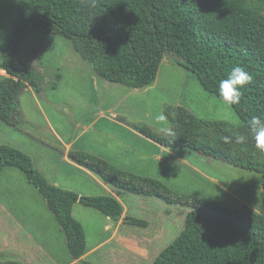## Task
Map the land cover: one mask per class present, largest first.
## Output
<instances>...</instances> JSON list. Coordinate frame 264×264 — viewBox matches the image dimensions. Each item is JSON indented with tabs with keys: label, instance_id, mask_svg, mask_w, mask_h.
<instances>
[{
	"label": "rangeland",
	"instance_id": "obj_1",
	"mask_svg": "<svg viewBox=\"0 0 264 264\" xmlns=\"http://www.w3.org/2000/svg\"><path fill=\"white\" fill-rule=\"evenodd\" d=\"M85 1L92 5L97 0ZM19 5L20 0H0V62ZM20 56L42 76L43 85L39 92L30 86L24 88L19 96V122L0 121V144L29 154L49 183L81 196L113 191L129 215L148 221L147 227H140L125 218L117 236L83 264H152L178 237L191 208L119 188L110 187L112 191H108L96 174L69 162L76 151L157 178L166 184L174 199L192 202L207 198L258 221L251 211L260 213L262 205L263 177L259 172L187 147L166 148L140 132L146 128L164 136L160 129L170 127L179 135L176 117L177 108L182 106L203 120L226 121L229 134L248 137L242 144L233 141L228 151L264 162V151L243 130L233 107L207 92L196 74L164 57L151 86L130 88L98 76L94 63L83 57L70 39L40 30L24 39ZM5 74L0 68V78ZM58 74L61 78L57 81ZM159 113L167 116L166 122L155 121ZM193 135L210 143L223 137L214 127L204 124L194 126ZM73 216L85 229L88 249L104 242L114 228L115 221L80 203L74 205ZM49 241L55 246V264H68L65 233L45 197L29 183L24 172L6 167L0 178V264H44L41 259L46 257ZM40 242H46L44 251L40 250Z\"/></svg>",
	"mask_w": 264,
	"mask_h": 264
},
{
	"label": "trees",
	"instance_id": "obj_2",
	"mask_svg": "<svg viewBox=\"0 0 264 264\" xmlns=\"http://www.w3.org/2000/svg\"><path fill=\"white\" fill-rule=\"evenodd\" d=\"M34 30L70 39L80 54L94 63L98 76L130 88L151 86L164 57L196 74L201 86L219 97V82L234 66L252 76L242 89L241 101L231 105L248 132L247 122L264 113V0H20L18 16L0 68V121L18 123L19 96L30 86L42 89V76L20 56L24 39ZM61 75H57V81ZM221 99V98H220ZM180 129L176 140L140 132L166 148L187 147L215 160L259 172L263 177L258 221L207 198L192 202L174 199L161 180L119 168L83 151L70 156L109 185L132 193L154 196L169 204L187 205L184 228L152 264H264V162L239 157L222 136L206 142L193 135V127L207 125L229 135L226 121H206L188 109L177 108ZM6 167H16L46 199L49 210L66 236L74 260L89 251L81 222L73 216L76 203L92 207L115 222L124 213L113 194L81 196L47 181L26 152L0 144V178ZM165 191V194L161 193ZM128 217V223L147 227L148 221ZM89 264V263H86Z\"/></svg>",
	"mask_w": 264,
	"mask_h": 264
},
{
	"label": "clouds",
	"instance_id": "obj_3",
	"mask_svg": "<svg viewBox=\"0 0 264 264\" xmlns=\"http://www.w3.org/2000/svg\"><path fill=\"white\" fill-rule=\"evenodd\" d=\"M252 80V76L245 70L243 66H234L227 74L225 79L219 82V97L222 101L231 106L238 105L242 97V89L248 85ZM157 123H163L167 121V116L163 113H159L155 116ZM248 132L254 138L256 147L261 151H264V113L261 115H253L247 122ZM160 131L165 138H170L171 142L176 140V133L170 127H162ZM248 137L240 133H232L224 135L222 141L225 144H231L233 141L236 144H242L247 141Z\"/></svg>",
	"mask_w": 264,
	"mask_h": 264
},
{
	"label": "crops",
	"instance_id": "obj_4",
	"mask_svg": "<svg viewBox=\"0 0 264 264\" xmlns=\"http://www.w3.org/2000/svg\"><path fill=\"white\" fill-rule=\"evenodd\" d=\"M67 146L70 148L71 147V143H69V144H67ZM68 160H69V158H68ZM71 160H69V162H70ZM72 162V164H74V165H76V166H78V167H81V166H79V165H77V164H75L73 161H71ZM104 186H106L107 188V190L108 191H112V190H110L109 188L110 187H112V188H115V187H113V186H111V185H109L108 183H106V182H104L103 180H102V182H101ZM111 193H113V195L114 196H116L121 202H122V200L120 199V197L115 193V192H111ZM122 204H123V202H122ZM123 206H124V204H123ZM126 216H129V217H135V216H133V215H129V211L125 208V206H124V213H123V216H122V218H121V220L119 221V222H115L113 225V230H112V232H111V235L104 241V242H102V243H100V244H98V245H96V246H94L93 248H91V249H89V251L87 252V254H85L82 258H80V259H77V260H74L72 257H71V255H70V257H68V264H74V263H81V264H83V262L87 259V257L88 256H90L91 254H94L95 252H97L101 247H103V246H105L106 244H108V242H110L113 238H114V236H117V234L119 233V231H120V227H121V225L124 223V219L125 218H127ZM150 221H149V226H150ZM109 230H111V228L109 229ZM43 243H46V242H40L39 243V246H40V250L41 251H44L45 250V248H43ZM47 244V251L45 250V254H46V257H45V259L43 260V259H41V262H44V264H55V260H56V255H55V246L54 245H52L51 243H50V241L48 242V243H46Z\"/></svg>",
	"mask_w": 264,
	"mask_h": 264
}]
</instances>
